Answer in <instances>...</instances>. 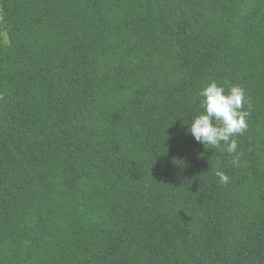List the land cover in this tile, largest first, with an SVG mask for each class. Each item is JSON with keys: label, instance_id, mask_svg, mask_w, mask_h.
Wrapping results in <instances>:
<instances>
[{"label": "trees", "instance_id": "trees-1", "mask_svg": "<svg viewBox=\"0 0 264 264\" xmlns=\"http://www.w3.org/2000/svg\"><path fill=\"white\" fill-rule=\"evenodd\" d=\"M2 3L0 264H264V0ZM211 81L237 153L187 130Z\"/></svg>", "mask_w": 264, "mask_h": 264}, {"label": "clouds", "instance_id": "clouds-1", "mask_svg": "<svg viewBox=\"0 0 264 264\" xmlns=\"http://www.w3.org/2000/svg\"><path fill=\"white\" fill-rule=\"evenodd\" d=\"M200 96L202 111L187 124V130L205 149L215 148L230 154L237 153L238 143L234 137L247 130V118L250 115L248 109L251 102L245 90L238 84L225 89L223 85L211 81L203 87ZM239 163L237 155L233 164L239 166ZM215 175L221 183L229 182V176L223 171L217 170Z\"/></svg>", "mask_w": 264, "mask_h": 264}, {"label": "rangeland", "instance_id": "rangeland-1", "mask_svg": "<svg viewBox=\"0 0 264 264\" xmlns=\"http://www.w3.org/2000/svg\"><path fill=\"white\" fill-rule=\"evenodd\" d=\"M5 14H6V12H5V9H4V5L2 3V0H0V21L3 20ZM0 42L2 44L8 43V37H7L6 33L1 31V30H0Z\"/></svg>", "mask_w": 264, "mask_h": 264}]
</instances>
